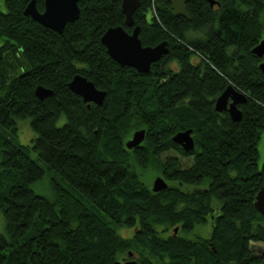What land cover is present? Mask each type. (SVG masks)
I'll return each mask as SVG.
<instances>
[{
  "label": "trees",
  "instance_id": "obj_1",
  "mask_svg": "<svg viewBox=\"0 0 264 264\" xmlns=\"http://www.w3.org/2000/svg\"><path fill=\"white\" fill-rule=\"evenodd\" d=\"M29 1L0 5V264H115L130 251L137 264H264L255 251L264 248V216L253 205L264 182L263 57L251 53L264 34V0H190L189 18L164 0L152 14L140 0L141 44L168 41L147 73L121 66L101 43L110 27L133 28L121 0H78V19L61 33L25 16ZM76 74L106 91L100 105L69 89ZM229 84L247 96L238 121L214 109ZM37 85L52 94L38 99ZM26 117L36 136L15 144L5 132ZM139 128H166V137L151 133L138 155L125 142ZM186 129L192 151L172 141ZM30 149L55 176L53 198L31 187L45 171ZM145 169L177 185L153 192ZM208 222V238L181 235Z\"/></svg>",
  "mask_w": 264,
  "mask_h": 264
},
{
  "label": "water",
  "instance_id": "obj_2",
  "mask_svg": "<svg viewBox=\"0 0 264 264\" xmlns=\"http://www.w3.org/2000/svg\"><path fill=\"white\" fill-rule=\"evenodd\" d=\"M171 7L174 16L189 18L186 10V3L190 0H164ZM78 0H44V11L37 10L35 0H30L23 10L25 16H30L34 21L42 26L55 30L59 33L63 31L66 23L74 22L79 17L80 9ZM211 6L216 1L208 0ZM140 5V0H121V10L124 14L126 26H133V13ZM139 25H135L132 31L127 32L122 26L110 27L101 36V43L105 46L109 56L121 66L127 65L135 68L139 73H147L150 65L159 60L163 54L168 52V41L163 40L154 46H143L138 37ZM251 53L262 58L264 56V34L261 40L251 48ZM259 68L264 74V61L259 62ZM69 89L79 95L88 106L90 103L100 105L104 100L106 91L98 89L87 77L76 74L67 83ZM35 96L43 100L44 97L52 94V90L42 85H37L34 90ZM247 96L240 90L229 84L215 99L214 109L217 112L227 111L233 121L241 119L242 112L240 104L245 103ZM191 129L176 132L172 136V141L179 144L185 151L194 149V141L191 136ZM145 136V129L139 128L133 131L131 137L126 140L125 147L133 149L139 145ZM168 183L161 177L154 178L151 190L158 192L166 189ZM254 208L264 216V184L255 196ZM178 227L174 228L177 233ZM132 252H129V257ZM115 264H137L136 260L130 259L124 262L116 261Z\"/></svg>",
  "mask_w": 264,
  "mask_h": 264
},
{
  "label": "rangeland",
  "instance_id": "obj_3",
  "mask_svg": "<svg viewBox=\"0 0 264 264\" xmlns=\"http://www.w3.org/2000/svg\"><path fill=\"white\" fill-rule=\"evenodd\" d=\"M2 4V0H0V5ZM42 9V8H40ZM149 11L152 14H156V0H149ZM149 13V12H148ZM135 26V25H134ZM133 26V27H134ZM133 29V28H132ZM106 31V30H105ZM132 31V30H131ZM130 31V32H131ZM128 32V31H127ZM129 32V33H130ZM196 58V56H193V60ZM81 75V74H80ZM65 118L62 116L59 121L58 125H61L64 122ZM5 135L12 140L13 143L15 144H21V145H31L33 138L36 136V133L33 131L30 125V118H20L17 119L16 121V129L13 132L12 130L8 129L5 132ZM148 141V138H147ZM258 149H259V162L261 163L262 160L264 159V137L262 136L258 142ZM168 153H170L171 156H178V154L174 151V149H168ZM28 154L35 159L40 165L44 167V175L41 179L35 181L34 183L31 184L32 189L40 195H43L48 198H53V191H52V179L55 177L52 172H49L48 169H46L44 163L40 161L37 158V153L30 149ZM138 154V152H137ZM163 158L164 161L166 160V148L163 149ZM140 155V154H138ZM187 160V158L183 159ZM140 176H142L144 182L151 187L152 182L155 177L161 176L168 184H174L173 181L170 179H165L161 173H159L158 170H141L140 171ZM63 184V183H62ZM64 186V185H63ZM184 189L185 188H193L192 185H186V186H181ZM259 191V190H258ZM257 194V193H256ZM263 216V215H262ZM5 220L3 213L0 211V234H3L5 232ZM119 233L122 234L125 237H129L133 233V228H126V227H120L118 229ZM211 231V223L208 222L206 224L202 225H197L195 226L192 230L186 231V232H181V235L187 237V238H194L196 236L200 237H205L208 238L210 235ZM255 251L257 254L264 256V248L257 246L255 247Z\"/></svg>",
  "mask_w": 264,
  "mask_h": 264
},
{
  "label": "flooded vegetation",
  "instance_id": "obj_4",
  "mask_svg": "<svg viewBox=\"0 0 264 264\" xmlns=\"http://www.w3.org/2000/svg\"><path fill=\"white\" fill-rule=\"evenodd\" d=\"M35 5H36V2H35ZM215 6H217L218 4H214ZM36 8H37V6H36ZM37 10L38 11H40V12H43L44 11V4H43V8L42 9H38L37 8ZM261 61H264V56H263V59L261 60ZM260 61V62H261ZM161 129H155V132H152V131H150V129L149 130H146L145 129V136H144V140L139 144V145H137L135 148H133L134 149V151H136V152H138V154H141L140 153V150L143 148V147H145V143L147 142V138H148V136L149 135H152V134H154V133H157V134H159V137L161 138V137H166V128L164 129V130H162V131H160ZM152 133V134H151ZM162 134V135H161ZM131 137V136H130ZM129 137V138H130ZM150 137V136H149ZM128 138V139H129ZM163 146H166V141L163 143ZM166 181V180H165ZM263 184H264V182H263ZM262 184V185H263ZM262 187V186H261ZM218 211H219V207L217 206V208H216V212L218 213ZM162 229H164V228H162ZM170 233V229L168 228V229H166V231H164L163 232V234L165 235H168ZM130 259H134V260H136V254H133V256H131V257H121V262H124V261H127V260H130ZM230 264H233V263H230Z\"/></svg>",
  "mask_w": 264,
  "mask_h": 264
}]
</instances>
